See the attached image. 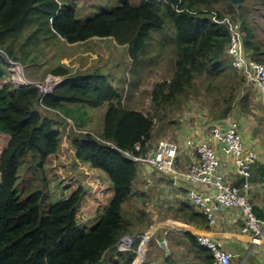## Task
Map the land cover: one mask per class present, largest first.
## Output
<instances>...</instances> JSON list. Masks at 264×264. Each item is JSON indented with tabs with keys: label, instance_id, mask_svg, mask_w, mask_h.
Returning <instances> with one entry per match:
<instances>
[{
	"label": "trees",
	"instance_id": "obj_1",
	"mask_svg": "<svg viewBox=\"0 0 264 264\" xmlns=\"http://www.w3.org/2000/svg\"><path fill=\"white\" fill-rule=\"evenodd\" d=\"M76 10L75 3L66 0H0V133L9 137L0 156V264H101L104 259L103 264L109 260L130 264L134 254L117 251L115 244L130 232L124 203L133 194L138 166L120 150H130L135 143L151 140L154 128L152 116L132 107L129 100L128 104L123 103V87L113 78L110 80V73L105 71H72L59 64L50 73L63 79L44 95L37 87L3 83L9 76L7 56L27 65L34 61L28 43L21 47L16 43L24 30H31L28 39L32 44L60 38L76 43L92 37H112L127 46L132 65L137 66L143 61L151 34L169 26L173 36L163 41L172 44L173 57L170 74L151 91L155 110L172 109L195 94L197 79H202L200 83L205 85L208 96L220 94L223 98L224 107L216 118L253 110L246 107L249 112H244L239 97L234 95L245 78H238L225 58L230 37L228 23L213 21L211 12L218 11L219 19L226 14L230 22L239 23L246 55L264 62V26L259 23L264 17V0H241L237 4L230 0H141L138 4L118 0L116 6L102 8L86 19H79ZM220 63L225 66L220 68ZM211 101L218 104L220 100ZM102 106V123L98 131H91L87 128V111ZM40 108L53 112L56 121L42 114ZM58 121L69 127L64 126L61 131L63 123L54 127ZM64 137L74 153V162L103 170L113 191L90 230L76 220L86 194L81 183L45 212L41 204L49 192L38 189L23 195L26 187L18 185L21 166L29 157L38 172V185L43 181L47 189L44 165L58 153ZM192 209L187 207V214L201 220ZM110 250L116 252V258L111 255L107 259Z\"/></svg>",
	"mask_w": 264,
	"mask_h": 264
},
{
	"label": "rangeland",
	"instance_id": "obj_2",
	"mask_svg": "<svg viewBox=\"0 0 264 264\" xmlns=\"http://www.w3.org/2000/svg\"><path fill=\"white\" fill-rule=\"evenodd\" d=\"M66 1L75 3L76 15L79 19H86L99 12L102 8H109L118 4V0ZM127 1L131 4H138L141 0ZM214 12L217 15L220 14L218 11L214 10ZM226 17L229 18L228 16ZM259 23L264 26V17H261V22ZM258 27L259 25L256 26V28ZM30 31L24 30L16 39V43L19 46L28 43L30 58H34L32 65L21 62L27 78L44 81L49 75H53L50 70L59 64L68 66L72 71L93 72L101 70L102 73L104 71L110 73V80L113 78L112 81H118L119 85L123 87L121 91L126 96L123 103H127L129 100V104L132 107L145 112L148 116H152L154 122L152 142L161 137H170L175 141H179L178 137L182 135V127L184 126L193 127L196 134L198 133L196 126L200 127L204 134V132H207L212 118L217 117L220 110L224 107V101L222 97L220 98V94L208 96L205 91V85L200 83L202 79H197L198 88L195 90V94L192 93L181 100L172 109L164 108V110H161L158 107L155 110L151 102V91L156 83L170 74L169 64L173 57L172 44L168 45V43L163 41L164 38L170 40L173 36L169 26L164 31L151 34L147 41L143 61L137 66L132 65V61L126 52L127 46L118 44L112 37H92L86 41L76 43H69L60 38V40H52L49 43L41 40L32 44L30 43L31 40L28 39ZM17 61L19 60L17 59ZM218 66L223 68L225 65L221 66L220 63ZM236 73L238 78L242 76L245 79L243 80L244 83L242 82L236 89L234 95L239 97L238 99L244 112H249L246 107L253 108L252 112H249L245 117L251 116L252 125H256L253 126L255 130L254 136L259 137L264 143V100L259 99L251 80L240 72L236 71ZM262 98L264 99V95ZM211 100L220 101L218 104H213ZM104 106L88 109L89 125L87 128L91 131H98L97 128L100 127L103 119ZM39 110L42 111V114L55 119L53 112L48 113L41 108ZM62 123L58 121V123L54 124V127H58ZM62 126L63 128L59 127L61 131L64 126L69 127L65 123ZM64 135L66 136L65 131ZM8 141L9 137L0 133V156L7 147ZM73 155L71 146L66 137H64L58 153L49 157L45 162L44 168L48 180L46 190V185L43 181H41V185H38V180L36 179L38 175L37 169H34L31 159L26 157L20 169L18 185L19 188H23L22 186L26 187L23 195H26L30 190L38 189L44 190L45 194L46 191L49 192L48 197H45L41 204V210L45 212L48 206L61 198L67 197L81 183L86 188V195L80 203L76 220L78 225L90 230L108 205L113 191L110 189L109 180L101 175H96L91 169H88L90 172L86 169L87 174L84 169L79 168L72 158ZM138 173L140 174L134 182L133 194L124 203V211L127 215L126 219L130 221L129 229L131 233L141 232L148 226L151 229L158 222V207H161L158 204L161 195L160 190H158L157 173L141 166L138 168ZM93 179L99 180L103 186L101 191L95 188L96 184ZM156 246L158 247V228L154 230L151 241L147 246L146 258L143 264L150 263L152 258H148L151 255L149 249L152 251ZM111 255L115 256V252L112 250L106 254L107 259L111 258ZM107 264H114V261L109 260Z\"/></svg>",
	"mask_w": 264,
	"mask_h": 264
},
{
	"label": "built area",
	"instance_id": "obj_3",
	"mask_svg": "<svg viewBox=\"0 0 264 264\" xmlns=\"http://www.w3.org/2000/svg\"><path fill=\"white\" fill-rule=\"evenodd\" d=\"M228 22L229 41L226 54L234 69L244 74L253 82L260 100H264V62L246 57L243 53L238 25ZM7 70L10 73L8 80L15 85L37 87L44 95L51 92L59 83V77H47L44 81L28 79L20 62L7 56ZM208 139L194 144L187 140V145L193 148L191 161L186 170H179L176 166V157L179 145L169 138H163L155 145L145 147L141 142L134 145L133 150H122L128 160L149 165L157 171L168 172L173 177H181L186 181L203 188L192 187L187 198L210 223L216 220V213L221 207H235L243 215V225L240 230L252 236L255 244H264V220H259L253 212L249 199L251 188L252 167L256 164L258 155L255 150L246 148L239 131L236 119L228 118L223 125L212 126L208 132ZM102 140V139H101ZM211 140L218 141L220 151L231 159V166L236 179L242 181L241 188L228 183L219 171L222 162L220 155ZM102 142H106L102 140ZM106 144L111 143L106 142ZM151 233L145 231L140 234H124L116 242V250L131 251L135 254L130 264H143L147 245ZM197 242L211 252L210 264H230L233 256L230 252L207 235H197ZM264 255V249H263Z\"/></svg>",
	"mask_w": 264,
	"mask_h": 264
},
{
	"label": "crops",
	"instance_id": "obj_4",
	"mask_svg": "<svg viewBox=\"0 0 264 264\" xmlns=\"http://www.w3.org/2000/svg\"><path fill=\"white\" fill-rule=\"evenodd\" d=\"M245 115L247 114L237 113L235 116L239 121L242 139L245 147L254 149L258 155L257 162L252 167V186L249 190V199L256 217L259 220H264V143L259 137L254 136L253 126L256 125H252L251 116L245 117ZM219 122L221 120L215 117L210 123ZM196 131L197 134L193 127L184 126L182 127V135L178 137L180 143L178 164L181 169L192 160L193 148L187 145L186 141L190 139L196 143L207 139V135L203 134L200 127L196 126ZM211 142L219 153L222 162L219 171L228 183L241 188L242 181L236 179L232 170L231 159L221 153L215 140H211ZM80 166L91 169L96 175H101L108 180L103 170L93 168L87 163H82ZM189 185L180 178L174 180L170 175L158 173V190H160L161 195L158 204L161 207H158V222L150 229L154 231L158 228V247H154L152 251L149 249L151 255L148 258H152L149 264H210V251L197 243L196 235L198 234H206L224 249L239 254V258L232 260L231 264L237 262H239L238 264H248V262L250 264H264L262 248L254 246L251 237L240 231L243 223V215L240 209L222 207L216 214V222L209 223L198 209L187 202L186 189ZM199 187L203 188L202 186ZM187 207H192V211L202 219H192L188 215L189 213L187 214ZM104 261L105 259L101 264Z\"/></svg>",
	"mask_w": 264,
	"mask_h": 264
},
{
	"label": "clouds",
	"instance_id": "obj_5",
	"mask_svg": "<svg viewBox=\"0 0 264 264\" xmlns=\"http://www.w3.org/2000/svg\"><path fill=\"white\" fill-rule=\"evenodd\" d=\"M212 14H211V19L213 20V21H215V22H219V23H222V22H227V21H229L230 22V17L228 16V15H226V14H222V16H221V19H219L218 17H217V15H216V13L213 11V12H211ZM226 16H228L229 18H227ZM228 23V22H227ZM231 23H235V24H237L238 25V30H239V33H240V39L242 38L241 36V30H240V27H239V23H237V22H231ZM229 32V31H228ZM229 41V40H228ZM227 44H228V42H227ZM227 44H226V46H227ZM241 44H242V39H241ZM242 47H243V44H242ZM243 53H244V55L246 56V57H248L247 55H246V53H245V50H244V47H243ZM225 58H226V60H229V58L227 57V54H226V47H225ZM230 61V60H229ZM19 62V61H18ZM22 64V63H21ZM23 66V65H22ZM233 67V66H232ZM24 68V67H23ZM236 70V69H235ZM237 71V70H236ZM237 72H239V71H237ZM8 73H9V71H8ZM24 74H25V72H24ZM9 76H10V73H9ZM9 76H7L2 82L3 83H6V82H8V83H12L10 80H8V78H9ZM49 76H51V77H59L60 78V81H59V83L62 81V76H55V75H49ZM48 76V77H49ZM28 79H30V78H28ZM31 80H33V79H31ZM58 83V84H59ZM57 84V85H58ZM15 85V84H14ZM56 85V86H57ZM15 86H20V85H15ZM55 86V87H56ZM25 87H27V86H25ZM54 87V88H55ZM228 118H233V119H236L237 121H238V119H237V117H235V116H228V117H226V118H224V119H221V118H219V120H221V122H219V123H213V124H210L209 125V127H208V130H207V132L205 133L204 132V134L205 135H207V137H208V132H209V129L212 127V126H218V125H223L224 123H226L227 122V119ZM238 123H239V121H238ZM203 128V127H202ZM202 130V129H201ZM203 131V130H202ZM239 131H240V125H239ZM2 134V133H1ZM240 134H241V132H240ZM4 135H6V134H4ZM8 136V135H7ZM241 137H242V135H241ZM163 138H169V139H172V138H170V137H161V138H159V139H157V140H155V142H152L151 140H148L147 142H145V143H142L145 147H147V145H149V146H151V145H155L156 144V142L157 141H159V140H161V139H163ZM151 139H152V137H151ZM208 139V138H207ZM103 140V139H102ZM173 140V139H172ZM190 140V139H189ZM206 140V139H205ZM243 140V139H242ZM173 141H175V140H173ZM200 141H202V140H200ZM199 141V142H200ZM9 142V141H8ZM178 145H179V147H180V143L178 142V141H175ZM211 142V141H210ZM110 143V142H109ZM186 143H187V141H186ZM194 143V142H193ZM198 143V141L196 142V143H194V144H197ZM112 144V143H111ZM136 144V143H135ZM134 144V145H135ZM217 144L219 145V143H218V141H217ZM243 144H244V142H243ZM8 145V144H7ZM110 147H112V148H115V149H117L116 148V146L114 145V144H112L113 146H111L110 144H108ZM134 145H133V147H132V149H130V150H133L134 149ZM213 146H214V144H213ZM245 146V145H244ZM215 147V146H214ZM7 148V147H6ZM5 148V149H6ZM220 149V148H219ZM249 149H251V148H249ZM117 150H119V149H117ZM179 150H180V148H179ZM179 150H178V152H179ZM254 150V149H253ZM122 150H120V152H121ZM73 152V151H72ZM178 152H177V157H176V166H177V168L179 169V170H186L187 168H188V165L186 166V167H184V168H180V166H179V164H178ZM257 153V152H256ZM121 154H122V152H121ZM123 155V154H122ZM128 160V159H127ZM129 161H132V162H134L137 166H138V168H139V166H141V167H146V168H149V169H151V170H154L156 173H157V175H158V173H161V174H164V175H166L167 174V176L168 175H170L174 180H176L177 178H180V179H182V180H184L185 182H187V183H189L190 185L188 186V188L186 189V199H187V202L189 203V204H191L190 202H189V200H188V198H187V193H188V191H189V189L190 188H192V187H195V188H197V189H200L199 187H197V186H195L194 184H192V183H190V182H188V181H186L185 179H183V178H181V177H173V175L172 174H170V173H168V172H161V171H157L155 168H153V167H151V166H149V165H146V164H142V163H139V162H137V161H133V160H129ZM190 162V161H189ZM82 163L81 162H77V165L79 166V168H81V169H84V171L86 172V168H83V167H81L80 165H81ZM88 170V169H87ZM88 172H90L89 170H88ZM88 172H86L87 174H88ZM138 175V174H137ZM90 179H92L91 177H89ZM94 180V182H95V184H96V189L98 188V190H100L101 191V189H102V185L100 184V182H99V180L97 181L96 179H93ZM136 180V179H135ZM88 184H89V182H88ZM90 185V184H89ZM176 185H179V184H176ZM110 186V185H109ZM94 189V188H93ZM111 189V188H110ZM86 195V194H85ZM193 207H195L193 204H191ZM196 208V207H195ZM222 208V207H221ZM220 208V209H221ZM223 208H235V207H223ZM197 209V208H196ZM219 209V210H220ZM217 214V213H216ZM204 215V214H203ZM204 217L207 219V217L204 215ZM215 217H216V215H215ZM208 220V219H207ZM209 222V221H208ZM215 222H216V220H215ZM214 222V223H215ZM210 223V222H209ZM241 225H243V223L241 224ZM145 231H149L150 233H151V237H150V240H149V243H150V241H151V238H152V236H153V234H154V231H151L150 229H149V226L147 227V228H145L143 231H141V232H135V233H131V232H127V233H124V234H132V235H134V234H140V233H143V232H145ZM241 231V230H240ZM241 233H243V232H241ZM123 234V235H124ZM243 234H248V233H243ZM198 235H206V234H198ZM250 237H251V241H252V243H253V245L254 246H259V247H261L262 248V253H263V249H264V244H255L254 242H253V240H252V236L250 235V234H248ZM208 236V235H207ZM196 237H197V235H196ZM197 241V240H196ZM149 243H148V245H149ZM198 243V242H197ZM199 244V243H198ZM147 245V246H148ZM200 245V244H199ZM201 246V245H200ZM203 247V246H202ZM223 247V246H222ZM115 248H116V244H115ZM205 248V247H204ZM207 249V248H206ZM224 250H226V249H224ZM147 251V250H146ZM227 252H230L233 256L231 257V259H230V264H231V262H232V260H234V259H238L239 258V254H237V253H234V252H231V251H228V250H226ZM115 252V251H114ZM133 253V252H132ZM134 254V253H133ZM210 254H211V252H210ZM115 256H116V252H115ZM134 256H135V254H134ZM134 258V257H133ZM145 258H146V255H145ZM133 260V259H132ZM145 260V259H144ZM263 260H264V255H263ZM144 262V261H143Z\"/></svg>",
	"mask_w": 264,
	"mask_h": 264
},
{
	"label": "water",
	"instance_id": "obj_6",
	"mask_svg": "<svg viewBox=\"0 0 264 264\" xmlns=\"http://www.w3.org/2000/svg\"><path fill=\"white\" fill-rule=\"evenodd\" d=\"M230 2L233 3V4H237V3H240L241 0H230Z\"/></svg>",
	"mask_w": 264,
	"mask_h": 264
},
{
	"label": "bare ground",
	"instance_id": "obj_7",
	"mask_svg": "<svg viewBox=\"0 0 264 264\" xmlns=\"http://www.w3.org/2000/svg\"><path fill=\"white\" fill-rule=\"evenodd\" d=\"M57 76V75H56Z\"/></svg>",
	"mask_w": 264,
	"mask_h": 264
}]
</instances>
